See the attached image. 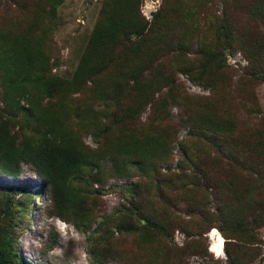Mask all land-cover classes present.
Masks as SVG:
<instances>
[{"label": "rangeland", "instance_id": "obj_1", "mask_svg": "<svg viewBox=\"0 0 264 264\" xmlns=\"http://www.w3.org/2000/svg\"><path fill=\"white\" fill-rule=\"evenodd\" d=\"M52 1L0 0V27L11 30L27 28L30 23L40 24L34 31V39L40 38L41 48L49 58L51 73L69 76L75 71L80 55L91 38L103 0H57L59 4L54 16L49 13ZM221 7L223 2L220 0H141L138 8L141 20L148 23L157 13L169 11L167 18L170 20L167 23L171 22L172 30L161 33L170 34L174 42L183 37L182 34L187 36V47L157 55L159 58L153 60L148 74L149 79H155L158 75L161 81L166 80L167 75L172 82H164L158 90L153 89L148 101L140 105V112L129 117L132 120H124V124L129 126L127 134L134 135L140 141L149 132L161 135L165 140L164 151L159 150L152 161L159 169L157 174L160 180L145 176L135 160H130L125 169L116 172L117 155L112 150L110 152L111 148L108 147L116 142L120 127L105 122L96 130V124L103 122V114H110L119 103L123 106L135 104V98L132 91H126L106 104L97 95H92L93 83L89 82L83 86L82 92H75L70 100H64L65 103L69 102L71 108V119L67 123L73 125V131L81 136V143L93 160V165L85 168L84 176L72 182V187L79 190L88 203L91 213L89 226L78 230L74 227L71 221L74 210L63 212L66 218L57 215L64 208L52 202L49 189L41 186L42 181L30 164L22 162L20 176L16 178L0 174V182L5 185L27 186L14 195L10 203L17 218L10 222L13 231L9 235L16 255L25 264H95L89 252L94 249L95 241L109 237L108 232L114 236L105 247H110L113 255L106 258L105 264H142L146 259L147 247L140 243L141 237L119 233L114 229L123 208L132 205L130 192L136 183L141 187L144 202L150 198L160 201V192L165 194L162 204L171 215L169 233L163 235L161 240L150 243L147 258L153 253L154 260L159 264H264V183L258 179L256 183L262 186L249 195L231 194L228 188L231 176L226 173L224 177L223 172L217 169L221 156L208 145L203 135L196 134L201 133V128L195 127L191 131L190 127L191 117L198 107L199 111H206L213 122L228 119L225 125L231 126L233 131L225 134L224 154H229L240 148V144H235L238 136H253L264 125V80L247 76L248 63L238 46L222 48L223 71L211 76L216 86L214 89L192 82L183 73V70H195L197 66V27L206 25L209 30L205 35L211 40V29L218 21ZM237 20L241 25L247 21L244 16H239ZM195 23L197 27L191 30L189 26ZM177 24L181 27L177 28ZM257 27L264 32V25L257 24ZM116 53L124 56L129 52L120 45ZM118 65H113L112 73L118 72ZM169 89L173 100L168 97ZM244 90L249 91L246 92L248 98L243 96ZM46 101L44 99L43 103ZM89 108L101 112L98 121L93 119L94 124L80 125L75 117L81 111L85 114ZM159 113L165 116L159 118ZM2 116L0 90V119ZM10 122L11 134L21 136L22 133H35L34 123H28L20 114L11 117ZM185 149L192 158L205 160V169L212 176L211 188L199 187L197 191L189 192L180 187L178 177L183 171L179 165H184L185 173L195 170L191 162L184 161ZM109 154L114 155L110 157ZM223 159L225 162L226 159ZM168 177L175 180L173 190L164 181ZM215 183L220 186L222 194L213 186ZM193 193L201 202V210L196 212L190 201ZM251 202L253 206L250 207ZM260 202L263 203L261 206ZM19 204L22 205L21 209H18ZM200 211L202 213H198ZM201 214L211 217V223L204 221ZM241 216L249 221L243 230ZM122 218L128 219L127 216ZM103 219V225H99Z\"/></svg>", "mask_w": 264, "mask_h": 264}, {"label": "trees", "instance_id": "obj_2", "mask_svg": "<svg viewBox=\"0 0 264 264\" xmlns=\"http://www.w3.org/2000/svg\"><path fill=\"white\" fill-rule=\"evenodd\" d=\"M220 1L223 2V7L217 16V23L211 29L213 36L211 40L205 35L209 30L206 25L197 27L195 23L189 26L191 30L195 26L199 28L195 40L197 66L195 70L187 69L183 70V73L192 82L214 89L216 86L211 81V76L214 75L213 73L223 71L222 48L238 46L248 63L247 76L264 80V32L257 27V24L264 25V0ZM102 2L91 38L80 55L75 71L69 76L51 73L49 58L41 48L40 38L34 39L36 35L34 31L40 27V24L30 23L27 28L11 30L0 27V90L3 102V116L0 119V174L16 178L20 176L21 163L30 164L42 181L41 186L49 189L52 202L64 208L57 215L66 218L65 213H70V209L74 210L71 213L73 215L71 221L77 230L89 226L91 213L86 199L80 195L79 190L72 187V182L81 175L84 176L85 168L92 166L93 160L89 158V152L81 143V136L73 131V125L67 123L69 118L71 119L69 112L71 108L69 102L65 103L64 100H70L75 92H82L83 86L88 82L93 83L92 95H97L106 104L117 96H122L126 91H132L135 104L123 106L124 104L119 103L110 114H103L105 120L96 124V130L105 122L120 127L121 131L116 142L108 147L111 148L110 152L112 150L117 155L115 156L118 162L116 172L125 169L130 160H135L139 164L138 169L145 176L160 180L157 174L159 169L152 164V161L159 150L164 151L165 140L161 135L149 132L140 141L134 135L127 134L129 126L124 124V120H132L133 118L129 117L136 116L140 112L142 107L140 105L148 101L153 89L158 90L164 82H172L169 79L171 77L167 75L164 81H161L158 75L155 79L148 78L153 60L159 58L157 55L173 49L176 52L181 51L187 47L186 34H182L183 37H179L174 42L170 34L161 33L163 30L166 33L172 30L171 22L167 23L170 20L167 18L169 11H163V14L157 13L153 21L148 23L143 22L137 13L141 0H103ZM52 3L49 13L54 16L59 1L53 0ZM238 15L247 19L244 25L237 20ZM176 26L181 27L178 24ZM120 45H123L129 53L124 56L122 53H116V48ZM116 63L120 68L118 72L114 70L116 73H112L111 68ZM159 75L161 76L162 73L159 72ZM246 92L249 91L244 90L243 96L248 98ZM168 97L173 100L170 89ZM44 99H47L45 104ZM203 111H199V107L195 108L190 120L191 131L195 127L201 128V133L196 134L203 135L208 145L216 149L221 156L222 160L218 159L217 169L223 172L224 177L226 173L231 176L228 186L231 194L249 195L255 189L258 190L262 184H257L256 181L259 179L264 183V125H261L253 136L241 138L238 136L235 144L238 146L240 144V148L235 152L232 150L229 154H224L225 134L233 131V128L225 125L228 119L213 122L208 118L209 114ZM19 114L28 123H34V134L22 133L21 136L11 134L10 118ZM100 114L101 112L89 108L88 112L84 114V111H81L75 118L80 125L92 124L93 119L98 121ZM159 115V118L165 116H161L160 113ZM184 153V161L191 162L195 170L192 173H185L184 165H179V169L183 171L178 177L180 187L188 189L189 192H193L194 189L197 191L199 187L211 188L212 176L205 169L207 167L205 160L192 158L186 149ZM113 155L109 154L110 157ZM222 157L226 159L225 162ZM164 181L173 190L174 178L168 177ZM190 185L192 188H189ZM213 186L219 194H222L218 184L215 183ZM24 187L27 186L24 184L8 186L0 182V264H25L16 255L12 238L9 236L13 231L10 222L17 218L10 203L14 195L20 193ZM130 194L132 205L123 208L114 229L119 233L137 234L141 237L140 243L150 249V243L161 240L163 235L169 233L168 229L171 226L169 218L171 215L168 213V208L166 209L162 204V200L166 198L165 194L160 192V201L150 198L144 202L141 199V187L138 183L133 185ZM190 201L193 203L194 212L201 210L199 208L201 202L196 199L195 193ZM251 206H253L252 202ZM21 208L22 205L19 204L18 209ZM122 216H127L128 219L125 220ZM201 216L204 221L211 223V217L206 214ZM241 217L243 230L249 221L245 216ZM114 218H111L113 222ZM103 222L104 219L99 225H103ZM108 234L109 237L95 241L94 249L89 252L95 264H105L106 258L113 255L112 249L105 247L114 236L109 232ZM147 249L146 259L142 264H159L154 260L153 253L147 258ZM166 260L168 261L169 258Z\"/></svg>", "mask_w": 264, "mask_h": 264}]
</instances>
